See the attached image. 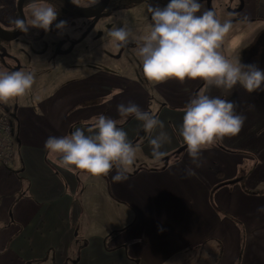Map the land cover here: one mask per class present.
I'll return each mask as SVG.
<instances>
[{
  "label": "crops",
  "instance_id": "0c3cea01",
  "mask_svg": "<svg viewBox=\"0 0 264 264\" xmlns=\"http://www.w3.org/2000/svg\"><path fill=\"white\" fill-rule=\"evenodd\" d=\"M259 3L256 11L254 0L255 12L234 29L232 37L243 31L242 38L224 37V55L264 71V58H251V42L263 44L259 53L264 57V24H256L264 19L259 16L264 0ZM255 26L258 35L251 39L247 33ZM86 81L80 86L71 80L34 104L8 108L14 113L16 140L12 162L0 160V264H42L55 248L63 251L59 254L66 264H264V211H257L264 206V91L249 93L237 84L225 92L199 79L148 81L142 70H99ZM201 90L235 101L246 119L237 135L204 149L202 166L196 167L178 129L185 104ZM97 94L98 105H78L80 98ZM129 101L163 121L171 138L161 149L166 155L158 166L128 169L122 182L112 180L115 170L101 176L122 205L124 222L109 233L90 227L76 243L77 220L87 225L91 213L82 214L75 197L87 188L82 183L90 174L59 167L44 142L77 127L87 132L92 118L103 114L152 157L150 134L142 137V122L118 114L117 106ZM189 168L195 175L186 173ZM100 209L106 217L105 205ZM209 253L211 262L204 257Z\"/></svg>",
  "mask_w": 264,
  "mask_h": 264
},
{
  "label": "clouds",
  "instance_id": "9594fccd",
  "mask_svg": "<svg viewBox=\"0 0 264 264\" xmlns=\"http://www.w3.org/2000/svg\"><path fill=\"white\" fill-rule=\"evenodd\" d=\"M78 6L89 7L97 0H72ZM150 23L147 34L140 36L126 24L108 31L113 46L119 50L135 43L141 61L142 72L148 81L165 82L175 79L202 80L207 85L230 92L237 84L247 92L264 91V71L255 65H244L239 58L229 59L222 52L224 37L232 29L230 21L221 22L211 10H203L201 0H168L160 6L149 5ZM28 17L14 18L13 30L26 32L29 27L47 31L57 19V10L46 3L32 0L28 5ZM63 21L56 24L64 26ZM34 83L30 71L0 69V104L28 94ZM235 101L207 94L205 90L194 94L183 108L179 136L187 146V153L196 167H201L202 152L225 137L237 135L246 117L236 111ZM123 118L134 117L142 122L143 131L150 134L148 140L152 157L159 161L166 155L162 151L170 136L164 131V123L153 112L142 110L129 101L117 106ZM160 131L152 136L151 134ZM45 150L56 156L59 167L73 166L92 176H111L115 182L128 179L125 174L135 161L138 146L129 140L127 132L117 126V121L103 114L92 118L85 129L77 127L70 134L49 136ZM195 175L194 169L185 170ZM257 211H264L261 206Z\"/></svg>",
  "mask_w": 264,
  "mask_h": 264
},
{
  "label": "rangeland",
  "instance_id": "374dc122",
  "mask_svg": "<svg viewBox=\"0 0 264 264\" xmlns=\"http://www.w3.org/2000/svg\"><path fill=\"white\" fill-rule=\"evenodd\" d=\"M17 1L18 0H0V16H9L13 14L14 11L16 12ZM85 2L86 1L83 2L80 0L81 4ZM97 2H99V0H97ZM167 2L168 0H152L149 5L155 6L159 4L160 6H164ZM259 2L260 0H256V11L261 7ZM30 3L31 2L26 1L24 4L25 17L29 19L28 5ZM95 4L89 7H82L89 9L95 7ZM212 4L216 9L214 13L221 22L230 21L232 23V29L225 35V37H227L226 39L232 37L236 32L234 29H236L237 25H243L247 22V18L250 17V11L255 12V9H253L254 0L252 2L245 0L244 6L237 11H231V8L234 7L236 3L230 0H212ZM242 5L240 3L239 6L241 7ZM147 9L148 7L146 4H141L138 7L130 8L128 11H122L115 15V9L108 7L105 12L91 17L74 15V17L66 21L61 28L54 29L53 27H49V29L45 31L41 28L29 27L26 32H22L16 38L7 41L6 44L9 51L19 54L20 58H8L9 53L0 56V69L30 71L34 74V83L30 92L25 96L15 98L7 104H0V111L6 108H15L17 105L23 104V102L26 104H34L41 97L49 95L61 85L71 80L79 82L80 86L87 84L88 82L86 80L88 76L97 73L99 70L117 74H121L122 72L126 74L138 73L142 70V65L137 55L138 49L136 44L134 42L129 43L127 46L117 50L108 37V31L114 27L126 24L137 35L143 36L147 34V26L150 23V13ZM259 16L262 17L264 14L260 13ZM83 23H85V27H87L85 35L74 41L81 32L78 31V26ZM1 24V26H3V23ZM256 24L257 26L263 25L264 19H261ZM61 29H65V31L70 34H63ZM34 30L43 34L40 39H34ZM257 31L259 30H256L255 26L247 34L253 39L258 35ZM59 33L60 36L57 35ZM243 33V31H239L236 36L242 38V36H244ZM82 34H84V32ZM55 35H57L58 38H55ZM235 37L233 36L231 39L233 40ZM54 38L59 41L54 42ZM62 39L65 40L64 43H61ZM251 43V58H264L259 53V50L263 48V44L258 42ZM68 45L71 46L70 51L59 54L54 52V49L58 48V46L66 47ZM225 49L226 42L223 41V54L225 53ZM93 99H96V101L92 102ZM77 103L79 106H83L84 104L98 105L99 94L95 97L80 98ZM145 134L146 132L143 131L142 137L145 136ZM133 144L138 146V150L136 161L132 167L136 168L143 165L154 167L160 165L161 161L164 160V158H161V161H157L150 156H146L144 152L139 149V142H134ZM131 168H129V170H132ZM100 177L101 176L90 175L88 179H83L82 185L87 186V188L85 191L78 193L75 197V204L79 205L78 208L81 213H91V216L88 217L90 223L88 222L87 225L81 222L82 218L77 220L78 222L76 223V229L74 231L76 243L82 240L90 227H92L95 232L100 231L101 233H109L124 222L122 219L124 216L122 205L110 194L107 180ZM260 187L262 186H258V188ZM101 204H104L107 209L106 217L99 212ZM77 212L79 213L78 210ZM60 252L63 251H60V248H55L49 254L48 260L43 261L42 264H66V259L59 254ZM204 257L207 262L213 261V257L210 253ZM68 264L70 263L68 262Z\"/></svg>",
  "mask_w": 264,
  "mask_h": 264
},
{
  "label": "flooded vegetation",
  "instance_id": "af4514ba",
  "mask_svg": "<svg viewBox=\"0 0 264 264\" xmlns=\"http://www.w3.org/2000/svg\"><path fill=\"white\" fill-rule=\"evenodd\" d=\"M26 1L32 2V0H24L23 1V10H24V4L26 3ZM82 1L84 2L86 0H82ZM102 1L103 0H99V2H97L95 4L96 6L93 7V8L85 9L82 6H79V7L82 8V9H84V10L94 11L95 9H97L101 5ZM230 1H233V3H236V5L231 8V11H237L240 8H242L244 6V4H245V0H230ZM37 2L38 3L41 2V3L50 4V5H52V6H54L56 8L57 13H58L57 19L50 26V27H53L54 29L57 28L56 27V24L60 23L61 21L66 22V21H69L71 17H74V15H76V16L79 15L67 3L66 0H37ZM151 2H152V0H109L108 3H107V5H106V7L101 12H105L108 7H111V8H114L115 9V12H116L115 15H117V14H119V12L128 11V9L134 8V7H138L141 4H146L147 7H148V5ZM201 2L203 4V10H211V11L215 12L216 9L214 8V6L212 4V0H201ZM17 3H18V1H17ZM240 3H241V5L243 3V5L241 7L239 6ZM143 11H145V10H143ZM12 15H14L15 17H20L17 6H16V12L14 11L13 14H10L9 16H7V15L0 16V28L8 36L13 35L17 31V30H13L14 25H12L11 28H8L9 27V24H10V20H11ZM79 16H81V17H91V16H82V15H79ZM93 16H95V15H93ZM1 23H3V26H1L2 25ZM86 30H87V27H85V23L80 24L78 26V31L79 32L81 31V32L77 36L78 38H76L74 41H76L77 39H80L81 37H84ZM61 31L65 35H69L70 34V33L66 32L65 29H61ZM83 32H84V34H82ZM20 34H18V35H20ZM33 35H34V39H38V38L40 39L43 34L40 33V32H38L37 30H34L33 31ZM57 35L60 36V33L57 34ZM57 35H55V38H58ZM61 35H62V33H61ZM55 38H54V42L55 41H59V40H57ZM10 40H12V39H10ZM7 41H9V40H5L3 38H0V56L7 55L9 53L8 58H20V55L19 54L11 53L9 51V48L7 47V44H6ZM64 42H65V40L62 39L61 43H64ZM70 47H71L70 45H68L66 47H59L58 46V48H55L54 49V52L57 53V54L63 53V52H67V51H70L71 50ZM137 52H138V50H137ZM0 112H6L7 115H8V117H9V119L12 122V125H13V122H14L13 120H15L13 110H8V108H6V111L5 110H1Z\"/></svg>",
  "mask_w": 264,
  "mask_h": 264
},
{
  "label": "built area",
  "instance_id": "2783aa9c",
  "mask_svg": "<svg viewBox=\"0 0 264 264\" xmlns=\"http://www.w3.org/2000/svg\"><path fill=\"white\" fill-rule=\"evenodd\" d=\"M12 128L13 125L7 113L0 112V160L5 164L12 162L14 154Z\"/></svg>",
  "mask_w": 264,
  "mask_h": 264
},
{
  "label": "water",
  "instance_id": "95a60500",
  "mask_svg": "<svg viewBox=\"0 0 264 264\" xmlns=\"http://www.w3.org/2000/svg\"><path fill=\"white\" fill-rule=\"evenodd\" d=\"M23 1L24 0H18V3H17V7H18V12H19L20 18H25V14H24V10H23ZM66 1L79 15H82V16H93V15L99 14L106 7V5H107L109 0H103L101 5L97 9H95L94 11L84 10V9L80 8L79 6H77L76 4H74L72 2V0H66ZM20 33H21V31L17 30L13 35L8 36L0 28V38H3L5 40L13 39Z\"/></svg>",
  "mask_w": 264,
  "mask_h": 264
},
{
  "label": "trees",
  "instance_id": "16d2710c",
  "mask_svg": "<svg viewBox=\"0 0 264 264\" xmlns=\"http://www.w3.org/2000/svg\"><path fill=\"white\" fill-rule=\"evenodd\" d=\"M12 136H13V140H14V142H15L16 137H15V133L13 132V129H12ZM232 181H234V180H232ZM222 183L224 184V183H227V182H222ZM222 183H220L219 185H221ZM107 237H108V235L105 236L104 239H106Z\"/></svg>",
  "mask_w": 264,
  "mask_h": 264
}]
</instances>
